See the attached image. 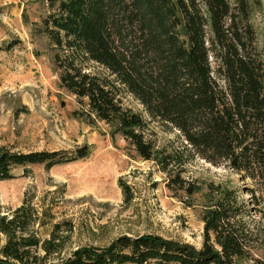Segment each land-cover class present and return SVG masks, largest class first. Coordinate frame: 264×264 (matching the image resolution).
<instances>
[{
  "label": "trees",
  "instance_id": "obj_1",
  "mask_svg": "<svg viewBox=\"0 0 264 264\" xmlns=\"http://www.w3.org/2000/svg\"><path fill=\"white\" fill-rule=\"evenodd\" d=\"M49 6L39 32L53 46L61 88L87 107L85 116L114 125L162 172L180 167V157H157L143 117L121 105L125 92L150 119L175 129L191 157L227 166L251 183L242 190L208 185L198 250L153 235L123 236L103 249H79L63 264H264V233L255 239L261 255L252 257L255 237L245 222L264 195V28L258 35L251 22L254 11L264 14V0H50ZM89 63L100 71H89ZM89 153L87 146L70 153L1 150L0 182L13 179L17 168L48 169ZM179 172L168 187L195 194L198 186ZM31 209L26 203L18 215L30 219ZM17 218L4 223L0 216V233L16 228Z\"/></svg>",
  "mask_w": 264,
  "mask_h": 264
},
{
  "label": "rangeland",
  "instance_id": "obj_2",
  "mask_svg": "<svg viewBox=\"0 0 264 264\" xmlns=\"http://www.w3.org/2000/svg\"><path fill=\"white\" fill-rule=\"evenodd\" d=\"M49 1L0 0V151L70 153L87 146L90 153L48 169L17 168L13 179L0 182L1 218L8 223L18 216L16 228L0 233V261L63 264L79 249H103L123 236L153 235L200 249L208 185L242 190L250 181H241L227 166L191 157L175 129L150 119L125 92L121 105L143 117L145 140L157 157H180V167L172 164L169 173L162 172L155 161L143 160L114 125L85 116L87 107L61 88L53 46L39 32ZM251 22L259 35L264 14L254 11ZM88 69L100 71L91 63ZM177 171L185 182L198 186L195 194L168 187ZM241 196L247 203L248 196ZM26 203L32 208L30 219L23 212L18 215ZM251 210L245 222L255 237L249 253L257 257L262 251L255 239L264 233V195Z\"/></svg>",
  "mask_w": 264,
  "mask_h": 264
}]
</instances>
